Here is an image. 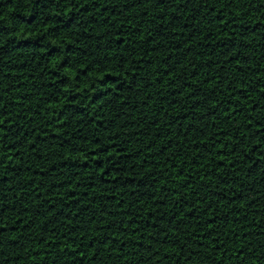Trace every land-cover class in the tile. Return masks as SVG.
I'll return each instance as SVG.
<instances>
[{
  "label": "trees",
  "instance_id": "obj_1",
  "mask_svg": "<svg viewBox=\"0 0 264 264\" xmlns=\"http://www.w3.org/2000/svg\"><path fill=\"white\" fill-rule=\"evenodd\" d=\"M0 264H264V0H0Z\"/></svg>",
  "mask_w": 264,
  "mask_h": 264
}]
</instances>
